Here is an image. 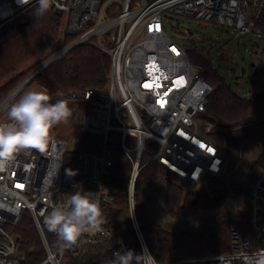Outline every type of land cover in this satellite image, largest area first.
<instances>
[{"label":"built area","instance_id":"1","mask_svg":"<svg viewBox=\"0 0 264 264\" xmlns=\"http://www.w3.org/2000/svg\"><path fill=\"white\" fill-rule=\"evenodd\" d=\"M35 4L39 0H0V31L3 23ZM52 5L65 15L64 38L73 41L0 102V116L49 65L82 45L109 54V83L57 97L86 107L79 122L82 136L72 138L77 143L74 151L69 148L72 139L50 136L45 152L22 149L0 172V264H21L13 228L25 212L45 248L43 264H64L67 254L79 255L103 239L111 248L101 264H113L115 253L124 254L133 246L106 220L122 210L104 184L117 150L131 165L126 212L141 252L149 249L137 219L134 188L144 166L156 162L194 191L227 169L222 151L208 136L204 117L213 87L193 68L186 47L168 35L167 25H186L193 34L194 26L204 24L264 42V0H52ZM13 123L11 118L1 122ZM143 156L149 159L146 164ZM76 193L99 203L103 222L99 230L82 233L69 247L48 231L45 219L57 207L71 210L69 201ZM246 213L248 232L238 223L229 226L228 253L180 263L264 264V164L249 186ZM46 234L58 240L55 250Z\"/></svg>","mask_w":264,"mask_h":264},{"label":"trees","instance_id":"2","mask_svg":"<svg viewBox=\"0 0 264 264\" xmlns=\"http://www.w3.org/2000/svg\"><path fill=\"white\" fill-rule=\"evenodd\" d=\"M38 9L39 4L32 5L1 27L0 102L38 66L73 41L71 37L64 38L67 24L64 14L56 13L52 4L43 14H38ZM189 58L193 68L213 87L204 117L209 125L208 136L222 151L227 169L222 176L209 179L204 188L194 191L184 189L175 174L156 162L142 168L134 188L136 214L148 249L158 264H181L190 258L228 253L229 226L238 223L246 232L249 231L245 207L241 212H232L214 222L203 221L201 216L218 212L225 206L230 198L228 176L238 164L242 146L254 144L264 137L263 91L242 97L212 69L209 61L190 52ZM110 68L109 54L96 47L82 45L49 65L33 83L39 81L52 99L49 103H56L59 101L57 97L74 91L105 88L109 83ZM69 107L72 115L67 121L75 125L73 137L82 136L79 122L86 107L82 104H69ZM252 115L256 116L255 121H252ZM114 159L104 184L122 210L110 213L106 220L122 240H132L131 250L140 254L138 241L126 218L131 165L120 150ZM148 160L143 156L142 164ZM158 184L165 187L164 205L161 204L160 208L164 215L177 223H168L162 218L158 224L151 223L143 216L146 204L150 200L154 202ZM193 224H201L200 230L191 231ZM13 232L17 237L21 264H43L46 251L28 212L23 214ZM46 238L55 250L58 240L51 234H46ZM110 248L111 242L100 240L79 255L67 254L69 259L64 264H101L108 258Z\"/></svg>","mask_w":264,"mask_h":264},{"label":"rangeland","instance_id":"3","mask_svg":"<svg viewBox=\"0 0 264 264\" xmlns=\"http://www.w3.org/2000/svg\"><path fill=\"white\" fill-rule=\"evenodd\" d=\"M186 28V25L181 24L178 26L177 22H171L167 25V33L171 38L185 46L190 53L197 54L200 58L209 61L212 69L242 97H249L252 94L260 92L261 82L264 76L263 41H258L247 35L233 36L232 31L229 29L211 27L204 24L197 27L194 26L193 34H188ZM242 69L246 70L245 74H242ZM34 91H44L39 81L34 82L29 89L17 97L14 101V105L18 103L24 95ZM11 108L7 109L3 115L0 116V124L1 122L10 120L9 112ZM74 132L75 125L72 124L71 121H67L66 123L61 122L55 125L51 130L50 136L55 139L70 142ZM253 154H255V146L250 144L244 150L243 164L238 174L231 180V185L239 186L240 190L242 189L241 192L247 195V198L252 178V174L249 170ZM263 164L264 162L255 166L253 171L254 175L258 167ZM183 188L186 189L185 187ZM154 195V202L150 200L142 210L144 218L148 222L156 224L161 222V218L167 220L168 223H177L164 215V210L162 211L160 208L161 204L164 205V185L158 184L155 188ZM234 206L235 201L229 198L221 210L202 215L201 219L203 221L214 222L232 213ZM126 218H128L127 214ZM200 228L201 224H193L190 230L197 231L200 230ZM68 257L69 256L65 258L64 262H67L66 260L69 259Z\"/></svg>","mask_w":264,"mask_h":264},{"label":"clouds","instance_id":"4","mask_svg":"<svg viewBox=\"0 0 264 264\" xmlns=\"http://www.w3.org/2000/svg\"><path fill=\"white\" fill-rule=\"evenodd\" d=\"M52 0H39L38 14H43L51 6ZM46 91H34L24 95L9 112L16 123L0 124V172L6 170L8 163L14 160L22 149H35L45 152L50 142L52 128L67 122L72 109L66 100L48 103ZM71 210L63 207L53 209L46 217L48 231L54 232L66 246L76 244L82 233L92 229L99 230L102 213L99 203L88 195L76 193L69 201ZM113 264H156L155 258L146 249L140 254L128 250L124 254L115 253Z\"/></svg>","mask_w":264,"mask_h":264},{"label":"flooded vegetation","instance_id":"5","mask_svg":"<svg viewBox=\"0 0 264 264\" xmlns=\"http://www.w3.org/2000/svg\"><path fill=\"white\" fill-rule=\"evenodd\" d=\"M263 79H264V76L262 80ZM261 90H262V82H261ZM253 145L255 146V154H253L251 165H250V170H249V172L252 174L251 181L254 176L253 171H254L255 166L258 165L259 163L262 164L264 162V137L261 140L255 142ZM239 169L231 175L230 184H229L230 199H233L235 201V206L233 209V212L235 213L241 212L243 210V206L245 207V210H247V195H244L241 192L242 189L240 190L239 186L231 185V180L238 174Z\"/></svg>","mask_w":264,"mask_h":264},{"label":"water","instance_id":"6","mask_svg":"<svg viewBox=\"0 0 264 264\" xmlns=\"http://www.w3.org/2000/svg\"><path fill=\"white\" fill-rule=\"evenodd\" d=\"M56 13L60 14L61 12L59 10H56ZM189 34H192L191 30L188 31ZM253 66V64H252ZM245 69H242V74H245ZM262 91L264 93V79L262 80ZM256 120V116L255 115H252V121H255ZM247 147V144H244L240 150V153H239V160H238V164L237 166L235 167V169L233 170V172L228 176V187H229V184H230V177L233 173H235L242 165V162H243V156H244V150L245 148ZM69 148L71 151H74L76 148H77V143H76V140L75 139H72L70 145H69ZM246 212V210H245Z\"/></svg>","mask_w":264,"mask_h":264},{"label":"snow or ice","instance_id":"7","mask_svg":"<svg viewBox=\"0 0 264 264\" xmlns=\"http://www.w3.org/2000/svg\"><path fill=\"white\" fill-rule=\"evenodd\" d=\"M173 51H175V49H173ZM178 83H179V81H178Z\"/></svg>","mask_w":264,"mask_h":264}]
</instances>
